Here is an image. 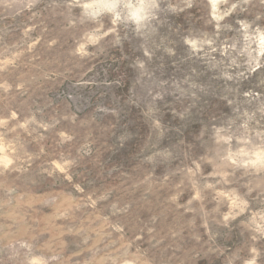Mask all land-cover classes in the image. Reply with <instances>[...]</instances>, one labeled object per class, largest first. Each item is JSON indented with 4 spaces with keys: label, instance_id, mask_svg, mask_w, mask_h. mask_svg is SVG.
Returning a JSON list of instances; mask_svg holds the SVG:
<instances>
[{
    "label": "rangeland",
    "instance_id": "rangeland-1",
    "mask_svg": "<svg viewBox=\"0 0 264 264\" xmlns=\"http://www.w3.org/2000/svg\"><path fill=\"white\" fill-rule=\"evenodd\" d=\"M123 2L0 0V264H264V0Z\"/></svg>",
    "mask_w": 264,
    "mask_h": 264
},
{
    "label": "clouds",
    "instance_id": "clouds-1",
    "mask_svg": "<svg viewBox=\"0 0 264 264\" xmlns=\"http://www.w3.org/2000/svg\"><path fill=\"white\" fill-rule=\"evenodd\" d=\"M83 7L84 8H92L93 5L85 4V5H83ZM103 7H107L111 10V9L117 8V4L112 3V4H108V5H103ZM120 7L122 9L127 10V12H128L127 19L131 20L134 23H139L144 18L143 17L144 10L147 8H150V7H155V5L154 4H146V3L140 2V0H138V2H136V3L131 2V0H126V2H123L120 5ZM119 19H120L119 14H116L114 16L113 23H115ZM259 43H260L261 50H264V37L260 38Z\"/></svg>",
    "mask_w": 264,
    "mask_h": 264
}]
</instances>
